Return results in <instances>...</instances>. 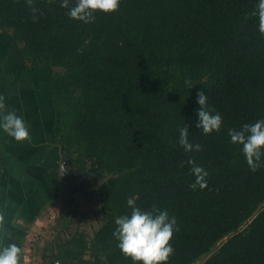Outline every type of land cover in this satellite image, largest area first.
I'll return each instance as SVG.
<instances>
[{
	"label": "trees",
	"instance_id": "trees-1",
	"mask_svg": "<svg viewBox=\"0 0 264 264\" xmlns=\"http://www.w3.org/2000/svg\"><path fill=\"white\" fill-rule=\"evenodd\" d=\"M255 3L120 0L85 24L59 0H34L35 21L25 0H0V29L25 61L57 69L45 96L57 143L75 166L105 176L103 224L90 239L58 240L51 264H132L112 235L130 196L177 218L168 264H264V167L251 171L228 136L264 118V35L258 17L245 19ZM199 89L223 116L219 132L195 127ZM184 122L200 151L179 145ZM190 156L209 173L203 189L188 186Z\"/></svg>",
	"mask_w": 264,
	"mask_h": 264
},
{
	"label": "rangeland",
	"instance_id": "rangeland-1",
	"mask_svg": "<svg viewBox=\"0 0 264 264\" xmlns=\"http://www.w3.org/2000/svg\"><path fill=\"white\" fill-rule=\"evenodd\" d=\"M56 70L29 64L20 43L0 29V95L5 110L15 109L25 118L31 135L30 141H16L0 134V207L14 208L10 222L14 237L23 242L21 264H51L56 243L77 233L90 239L104 222L99 200L105 176H93L71 163L51 132L46 83ZM8 213L3 211L4 217ZM3 228L0 237H9Z\"/></svg>",
	"mask_w": 264,
	"mask_h": 264
},
{
	"label": "clouds",
	"instance_id": "clouds-1",
	"mask_svg": "<svg viewBox=\"0 0 264 264\" xmlns=\"http://www.w3.org/2000/svg\"><path fill=\"white\" fill-rule=\"evenodd\" d=\"M32 13V19H38L36 13L40 10L34 6V0H25ZM60 7L66 9L65 15L72 20L85 24L95 20L96 11L104 13L115 12L119 9L120 0H59ZM258 17V31L264 35V0H256L254 9L245 15ZM186 83H188L186 81ZM194 84H190L189 88ZM196 100L199 105L194 109L196 119L195 127L204 134L219 132L223 125V116L220 112L208 105V93L203 89L197 90ZM6 109L5 97L0 95V134H7L16 141H30V127L22 115L15 109ZM189 125H178V143L185 152L200 151L202 145L192 143L189 136ZM230 142L240 145L249 169L253 172L264 167V118L252 123H243L239 128L228 130ZM187 163L191 165L189 171L194 179L188 185L195 190L207 186L208 171L190 156ZM130 211L118 215L114 219L116 225L113 237L121 253L131 259L132 264H168L169 258L174 254V247L170 241L174 232L179 230L177 218L169 213L165 207L153 203L145 209L137 205L134 197L126 201ZM3 213H0V231H2ZM23 249L13 242L6 246L0 245V264H21Z\"/></svg>",
	"mask_w": 264,
	"mask_h": 264
},
{
	"label": "crops",
	"instance_id": "crops-1",
	"mask_svg": "<svg viewBox=\"0 0 264 264\" xmlns=\"http://www.w3.org/2000/svg\"><path fill=\"white\" fill-rule=\"evenodd\" d=\"M11 195V194H10ZM9 195V196H10ZM11 211L12 213H8L7 214V216L6 217H4V220H3V222H2V228H3V226H4V228L3 229H6V232H8L9 233V237L8 236H3V238L2 237H0V242H1V245H4V246H6L7 244H9V243H13V242H15V243H17V244H19L20 246L22 245V239L20 238V236L19 237H14V232H15V227L12 225L13 224V222L11 223L10 221H13L14 220V208L12 207V206H10V205H5V206H1L0 207V213H3V211ZM8 237V241L7 242H4L3 243V239H5V238H7ZM20 239H21V241H20ZM25 253V252H24Z\"/></svg>",
	"mask_w": 264,
	"mask_h": 264
},
{
	"label": "water",
	"instance_id": "water-1",
	"mask_svg": "<svg viewBox=\"0 0 264 264\" xmlns=\"http://www.w3.org/2000/svg\"><path fill=\"white\" fill-rule=\"evenodd\" d=\"M60 171H61L60 173H61V176H62V174H63V167L60 169Z\"/></svg>",
	"mask_w": 264,
	"mask_h": 264
}]
</instances>
